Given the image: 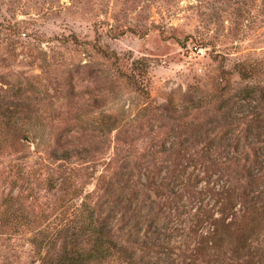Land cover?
<instances>
[{
  "label": "rangeland",
  "instance_id": "374dc122",
  "mask_svg": "<svg viewBox=\"0 0 264 264\" xmlns=\"http://www.w3.org/2000/svg\"><path fill=\"white\" fill-rule=\"evenodd\" d=\"M90 206L94 264H264V0H0V264Z\"/></svg>",
  "mask_w": 264,
  "mask_h": 264
},
{
  "label": "trees",
  "instance_id": "16d2710c",
  "mask_svg": "<svg viewBox=\"0 0 264 264\" xmlns=\"http://www.w3.org/2000/svg\"><path fill=\"white\" fill-rule=\"evenodd\" d=\"M88 218V225L81 229L77 238L70 245L66 242L56 257H53L54 252L47 251L42 264H94L113 256L122 257L126 250L124 245L119 243L111 233L105 232L98 223L93 206L88 209ZM82 236H87V242L81 240Z\"/></svg>",
  "mask_w": 264,
  "mask_h": 264
}]
</instances>
